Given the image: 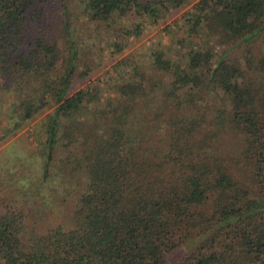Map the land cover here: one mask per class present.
<instances>
[{"label":"trees","instance_id":"obj_1","mask_svg":"<svg viewBox=\"0 0 264 264\" xmlns=\"http://www.w3.org/2000/svg\"><path fill=\"white\" fill-rule=\"evenodd\" d=\"M189 1L151 71L135 50L90 78L96 40L119 54ZM0 92L5 134L48 109L32 196L59 177L71 213L28 229L1 197L0 264H264V0H0Z\"/></svg>","mask_w":264,"mask_h":264},{"label":"rangeland","instance_id":"obj_2","mask_svg":"<svg viewBox=\"0 0 264 264\" xmlns=\"http://www.w3.org/2000/svg\"><path fill=\"white\" fill-rule=\"evenodd\" d=\"M192 3L193 1H189L178 8H173L164 20L147 27L141 37L137 38L129 35L127 38H124L123 41H126L127 46L119 54L112 52V44L108 45L109 39H106V36L105 39L96 40L95 44L90 46L95 56L94 63H96L94 65L95 68L91 71L90 78L93 79L101 76L102 72L109 68L121 55L130 52L134 53L135 50H140V55L135 54L139 58L142 67L147 71H151L152 56L148 55L147 48L145 47L151 46L159 40L166 43L168 36L162 31V27L166 23L172 22L174 18H179ZM76 15L78 14H75L72 18L73 25L76 28L81 27V30L78 31V37H83L85 40L84 46L89 47L91 42L88 39L90 38L88 34L95 36V30L90 31L87 24L82 25L83 20L80 15L75 19ZM99 46L103 48V54L98 52ZM102 59H104V62L100 65ZM87 82V79L79 81L72 88V91L85 85ZM1 98L2 93L0 92V100ZM7 111H9V107L7 108L6 104H2L0 101V198L4 196H12L14 198L15 205L25 212V222L28 229L41 230V228L45 229L47 226L63 223L68 227L67 222L69 221L66 222V220L70 219V206L65 209V205L62 202L54 203L55 198L47 186L53 182L57 187L55 195L60 194L59 190L63 185L60 178L49 179L47 183H43V186H41V193L43 194L41 195L38 192L36 197L32 196L33 188L29 180L32 175L42 170L43 157L45 155V137L40 121L48 109H44L28 119L13 133L5 134L1 128L6 130L7 126H4H9L13 119H17L16 117L13 119H9L8 116L6 117ZM6 119H9L8 124H6ZM72 196L73 198L75 197L74 194ZM45 202L48 205H45ZM52 207L53 210H50Z\"/></svg>","mask_w":264,"mask_h":264}]
</instances>
